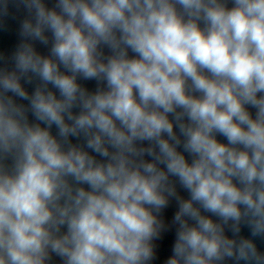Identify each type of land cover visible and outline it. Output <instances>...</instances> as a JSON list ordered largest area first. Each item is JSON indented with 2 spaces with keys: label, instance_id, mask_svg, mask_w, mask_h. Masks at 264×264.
Masks as SVG:
<instances>
[{
  "label": "clouds",
  "instance_id": "9594fccd",
  "mask_svg": "<svg viewBox=\"0 0 264 264\" xmlns=\"http://www.w3.org/2000/svg\"><path fill=\"white\" fill-rule=\"evenodd\" d=\"M12 22L0 264H264V0H0Z\"/></svg>",
  "mask_w": 264,
  "mask_h": 264
},
{
  "label": "water",
  "instance_id": "95a60500",
  "mask_svg": "<svg viewBox=\"0 0 264 264\" xmlns=\"http://www.w3.org/2000/svg\"><path fill=\"white\" fill-rule=\"evenodd\" d=\"M15 28H16V24L15 22H12V29L8 32H4L0 34V49L4 50L6 53H10L17 43L18 37L16 35ZM37 47H38V50L44 52L45 54L48 51L42 45H38ZM84 83H86L90 89L93 88L95 84L94 81H86ZM221 139L223 138L221 137ZM185 195H187V193H185ZM175 210H176V206L174 203L165 210V215L169 222L172 220ZM167 251L168 249H167V242H166L165 247L163 248V252L167 254Z\"/></svg>",
  "mask_w": 264,
  "mask_h": 264
}]
</instances>
